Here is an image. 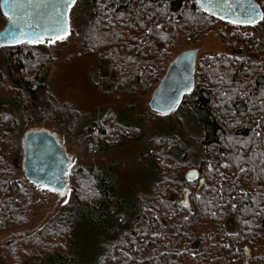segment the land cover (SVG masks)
Here are the masks:
<instances>
[{
    "label": "trees",
    "instance_id": "obj_1",
    "mask_svg": "<svg viewBox=\"0 0 264 264\" xmlns=\"http://www.w3.org/2000/svg\"><path fill=\"white\" fill-rule=\"evenodd\" d=\"M88 6L83 51L98 61L94 83L110 93L153 92L174 60L177 41H202L220 24L195 0H92ZM241 35L235 32L233 38L248 53L264 51L256 36ZM50 59L47 49L29 43L16 46L7 58L13 92L0 97V239L15 238L32 223L38 186L20 171V149L9 155L5 147L30 110L48 115ZM179 105L199 128L201 151L175 133L153 135L141 153L146 164L138 163L144 191L128 199L116 184L112 163L106 170L86 167L72 174L74 203L37 235L5 245L11 259L18 264L26 258L35 264H264V257L245 260L247 247L255 252L264 247V65L225 53L206 57L196 65L193 91ZM121 120L113 109L99 112L79 135L92 139L91 149L103 144L112 151L139 130ZM191 155L200 172L193 183L184 177Z\"/></svg>",
    "mask_w": 264,
    "mask_h": 264
},
{
    "label": "rangeland",
    "instance_id": "obj_2",
    "mask_svg": "<svg viewBox=\"0 0 264 264\" xmlns=\"http://www.w3.org/2000/svg\"><path fill=\"white\" fill-rule=\"evenodd\" d=\"M91 1L76 0L70 9L69 34L66 39L57 40L55 43L44 40V43L33 44L47 49L51 56L47 86L52 99L48 115L36 110L33 112L30 110L28 114H25L19 121L17 129L8 136L5 150L12 155L20 149L22 153L20 171L25 175L23 165L27 134L30 132L50 133L64 147L70 160L68 185L62 193H54L42 187L34 189L37 205L31 226L14 234L15 238L10 235L0 239V264H18L9 256L8 253L11 251L9 247H4L10 241L37 235L41 230L53 225L60 215L67 212L68 207L74 203L75 196V186L71 182L72 174H77L86 167H99L106 170V167L112 163L115 167L116 184L121 191L125 192L124 196L128 199L136 191L141 189L144 191L145 178H142L138 163L146 164L141 159V153L153 135L171 136L175 133L187 140L189 146L201 151L199 136H195L199 128L190 115L181 112L180 105L169 114H159L150 108L154 91L144 94L142 90L134 89L110 93L94 83L92 76L93 74L96 76L98 61L93 56L84 54L82 46L85 15L89 10L88 3ZM6 26L7 19L0 8V32ZM235 32L243 33L241 36L244 39L256 36L264 47V20L242 31L220 22L215 31L202 41L186 43L182 39L178 40L173 59L187 51L194 50L197 52V63L206 57L225 53L234 55L240 60L246 58L264 65V51L259 48L248 53L243 49V44L233 38ZM15 50L16 46L0 48V97L9 96L13 92L7 58ZM128 105H134L135 110L129 112L126 109ZM108 109L115 110L119 119L137 125L139 130L133 133L132 137L120 148H113L111 151L109 145L102 144L98 148L91 149L93 141L89 136H80L81 129L82 132L83 129L88 130L91 126V119L99 112ZM192 157L193 155L188 157L189 161H187L191 165ZM193 169H196L193 165L187 168L184 171V177L188 171ZM191 190L187 188V191ZM86 238L87 241L94 239L89 234ZM247 248L249 249V255L246 254L245 259L247 263L255 256L264 257V247L258 246L256 252ZM22 262V264H35L36 259L26 258Z\"/></svg>",
    "mask_w": 264,
    "mask_h": 264
},
{
    "label": "water",
    "instance_id": "obj_3",
    "mask_svg": "<svg viewBox=\"0 0 264 264\" xmlns=\"http://www.w3.org/2000/svg\"><path fill=\"white\" fill-rule=\"evenodd\" d=\"M198 7L213 18H219L236 25L250 26L261 21L262 11L255 0H195ZM69 0H11L8 5L2 0L0 8L9 19L6 29L0 33V47L18 46L19 33H39L50 41L66 27L69 32ZM254 20L255 23L250 21ZM24 36V39H29ZM27 43V42H24ZM32 44V43H29ZM197 52L187 51L176 57L168 66L166 73L154 90L150 108L159 114H169L180 104L182 98L195 87ZM70 160L64 147L55 136L48 132H30L25 140L24 173L34 186L43 187L54 193L67 189ZM185 178L193 183L199 180L197 169L186 173ZM203 183V180L200 181ZM249 255V249L246 250Z\"/></svg>",
    "mask_w": 264,
    "mask_h": 264
},
{
    "label": "snow or ice",
    "instance_id": "obj_4",
    "mask_svg": "<svg viewBox=\"0 0 264 264\" xmlns=\"http://www.w3.org/2000/svg\"><path fill=\"white\" fill-rule=\"evenodd\" d=\"M11 2V0H4V4L8 5ZM15 2H19V0H15ZM29 3L33 2V0H28ZM70 5L75 4L76 0H69ZM205 3L210 2V0H204ZM261 20H264V14H261L260 16ZM252 23H255L254 20L250 21ZM69 34L68 29L66 27H62L56 35H53L50 37V43H55L57 40H63L67 38V35ZM20 38L17 39V43H32V44H37V43H44L45 36L39 33H19ZM24 36H29L30 38L25 40Z\"/></svg>",
    "mask_w": 264,
    "mask_h": 264
},
{
    "label": "flooded vegetation",
    "instance_id": "obj_5",
    "mask_svg": "<svg viewBox=\"0 0 264 264\" xmlns=\"http://www.w3.org/2000/svg\"><path fill=\"white\" fill-rule=\"evenodd\" d=\"M256 1V3L258 4V6L260 7V9H261V11H262V14H264V4H263V2H264V0H255ZM2 2V1H1ZM1 4V3H0ZM72 8V7H71ZM6 19H7V25H8V23H9V19L7 18V17H5ZM69 18V17H68ZM215 19H217V20H219L220 22H223V23H225V24H228L230 27H232V28H236V27H254V26H256V25H258L259 23H261L263 20H261L259 23H256V24H253V25H250V26H242V25H236V24H234V23H231V22H228V21H224V20H222V19H219V18H215ZM7 27V26H6ZM6 29V28H5ZM4 29V30H5ZM4 30H2L1 32H3ZM0 32V33H1ZM8 45H4V46H2V47H7ZM2 47H0V48H2ZM11 47H13V46H11Z\"/></svg>",
    "mask_w": 264,
    "mask_h": 264
}]
</instances>
